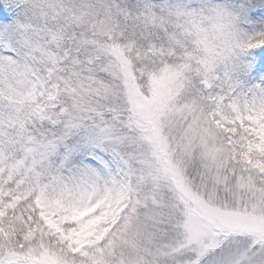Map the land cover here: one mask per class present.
<instances>
[{
	"label": "snow or ice",
	"instance_id": "obj_1",
	"mask_svg": "<svg viewBox=\"0 0 264 264\" xmlns=\"http://www.w3.org/2000/svg\"><path fill=\"white\" fill-rule=\"evenodd\" d=\"M0 264H264V0H0Z\"/></svg>",
	"mask_w": 264,
	"mask_h": 264
}]
</instances>
